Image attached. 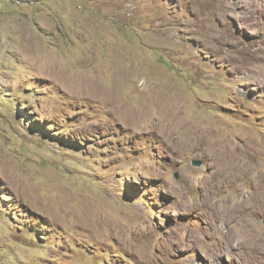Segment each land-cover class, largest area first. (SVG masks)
Returning a JSON list of instances; mask_svg holds the SVG:
<instances>
[{
  "label": "rangeland",
  "instance_id": "374dc122",
  "mask_svg": "<svg viewBox=\"0 0 264 264\" xmlns=\"http://www.w3.org/2000/svg\"><path fill=\"white\" fill-rule=\"evenodd\" d=\"M0 264H264V0H0Z\"/></svg>",
  "mask_w": 264,
  "mask_h": 264
},
{
  "label": "bare ground",
  "instance_id": "6f19581e",
  "mask_svg": "<svg viewBox=\"0 0 264 264\" xmlns=\"http://www.w3.org/2000/svg\"><path fill=\"white\" fill-rule=\"evenodd\" d=\"M226 154V153H225ZM219 167L222 168L223 172L226 174H231L233 176V178H237V174L242 175L244 173L243 168L240 166V164L238 165L236 160L234 158H232L229 155H226L224 157V163L222 165H219ZM217 208V207H216ZM218 210V209H217ZM227 218V217H226ZM241 228V227H240ZM243 228V227H242ZM251 230V229H250ZM250 230H248L247 232H249ZM252 231V230H251ZM236 235H238V240L240 243H242V237L240 236V231H236L235 233Z\"/></svg>",
  "mask_w": 264,
  "mask_h": 264
},
{
  "label": "water",
  "instance_id": "95a60500",
  "mask_svg": "<svg viewBox=\"0 0 264 264\" xmlns=\"http://www.w3.org/2000/svg\"><path fill=\"white\" fill-rule=\"evenodd\" d=\"M195 164L198 166L202 165L201 161H197Z\"/></svg>",
  "mask_w": 264,
  "mask_h": 264
}]
</instances>
